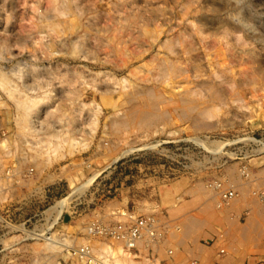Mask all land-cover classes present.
<instances>
[{
    "label": "rangeland",
    "instance_id": "374dc122",
    "mask_svg": "<svg viewBox=\"0 0 264 264\" xmlns=\"http://www.w3.org/2000/svg\"><path fill=\"white\" fill-rule=\"evenodd\" d=\"M263 145L264 0H0V264H79L125 209L219 228L218 185L264 203Z\"/></svg>",
    "mask_w": 264,
    "mask_h": 264
},
{
    "label": "crops",
    "instance_id": "0c3cea01",
    "mask_svg": "<svg viewBox=\"0 0 264 264\" xmlns=\"http://www.w3.org/2000/svg\"><path fill=\"white\" fill-rule=\"evenodd\" d=\"M251 193L239 192L231 203L219 207V228L196 235L181 228L179 239L166 242V248L173 249L171 259L159 253L164 264H264V203Z\"/></svg>",
    "mask_w": 264,
    "mask_h": 264
},
{
    "label": "built area",
    "instance_id": "2783aa9c",
    "mask_svg": "<svg viewBox=\"0 0 264 264\" xmlns=\"http://www.w3.org/2000/svg\"><path fill=\"white\" fill-rule=\"evenodd\" d=\"M216 189L219 191L218 207L228 205L235 198L232 189L224 191L219 185ZM111 216H117L118 220L105 222L96 219L90 222L87 227L88 241L78 249L70 250V255L79 264H100V257L110 263L113 253L117 251L120 255H116V258L122 261H132L133 264H164L159 253L166 243L167 227L158 214H139L125 209L113 212ZM92 245L100 248L101 254L95 255ZM102 247L107 249V254L103 253ZM166 255L172 256V250H167ZM190 264L196 263L191 261Z\"/></svg>",
    "mask_w": 264,
    "mask_h": 264
},
{
    "label": "bare ground",
    "instance_id": "6f19581e",
    "mask_svg": "<svg viewBox=\"0 0 264 264\" xmlns=\"http://www.w3.org/2000/svg\"><path fill=\"white\" fill-rule=\"evenodd\" d=\"M177 54V53H176ZM173 64V63H172ZM165 65V64H164ZM162 66V65H161ZM162 70V69H161ZM168 70V69H167ZM172 70V69H171ZM175 70H177V69H175ZM171 72H174V71H171ZM175 73V72H174ZM178 73V72H177ZM168 74V73H167ZM179 74V73H178ZM185 74V73H184ZM186 76V75H185ZM211 76V75H210ZM186 78V77H185ZM184 78V79H185ZM187 79V78H186ZM224 80V79H223ZM199 83V82H198ZM203 83V82H202ZM216 84V83H215ZM235 84H237V83H235ZM211 85V84H210ZM234 85V84H233ZM233 85H232V87H233ZM203 86V85H202ZM207 86V85H206ZM206 89H205V92H211L212 94L211 95H209L210 96V98H209V101L211 100V98H213V99H215V100H219V101H222L224 98L218 93V90H220V89H218V90H216L215 88H213V86H207V87H205ZM235 88V87H234ZM36 93V92H35ZM48 93V92H47ZM46 93V94H47ZM44 94V93H43ZM46 94H44L45 96H47ZM43 95V98L45 97ZM40 97V96H39ZM41 98V97H40ZM36 99V98H35ZM34 99V100H35ZM39 101L41 102V103H43V104H40L39 103ZM38 101V103L37 102H35V101H32L33 102V106L31 107L30 105V112L31 113H35L36 111H38V110H40V109H44L45 108V106H43L44 104H45V101L44 100H39ZM188 101V100H187ZM213 101V100H212ZM224 101V100H223ZM32 102H31V105H32ZM207 102V101H206ZM173 103V102H172ZM51 105V104H50ZM24 108V107H23ZM26 108V107H25ZM195 108V107H194ZM27 109H29L28 107H27ZM24 111V110H23ZM29 111V110H28ZM28 111H24V112H28ZM47 114H48V111H47ZM26 115V114H25ZM50 118V117H49ZM43 119V118H42ZM31 120V119H30ZM46 120H47V118H46ZM33 121H34V119H33ZM47 122H48V120H47ZM52 122V121H51ZM50 122V123H51ZM56 122V121H55ZM33 123V122H32ZM39 125V124H38ZM64 126V125H63ZM50 127V126H49ZM37 129V128H36ZM51 131V130H50ZM218 145V144H217ZM221 145V144H220ZM222 147V146H221ZM220 147V148H221ZM8 148V147H7ZM262 148H264V145H263V147ZM3 149H5L4 147H3ZM86 184H88V182L86 183ZM80 189H82V188H80ZM219 203V202H218ZM64 204V203H63ZM217 204V203H216ZM60 205H62L61 204V201H60ZM219 205V204H218ZM217 206V205H216ZM53 208V207H52ZM58 208V207H57ZM218 208V207H217ZM223 208V207H222ZM219 209V208H218ZM60 213V211H58L57 212V214H59ZM87 228V227H86ZM47 240V239H46ZM62 242V241H61ZM94 245V244H93ZM60 248V246H58V245H56V243L54 242V241H51V239H48L47 240V242H45V244H44V247H43V253L44 252H48L49 254L50 253H52V252H57V250ZM103 249H104V251H103V253H106L107 254V249L106 248H104V247H102ZM94 253H95V255L96 254H101V251L99 250V249H97V251H94ZM113 253V252H112ZM56 254V253H55ZM116 255H120V253H119V251H117V252H115V253H113V257H112V261L110 262V263H108L105 259H104V257H100V258H98L99 260H100V264H124L123 263V261L121 260V259H118V258H116ZM164 255V254H163ZM101 256H104V255H101ZM126 262V261H125ZM129 264H133V262L132 261H129Z\"/></svg>",
    "mask_w": 264,
    "mask_h": 264
}]
</instances>
